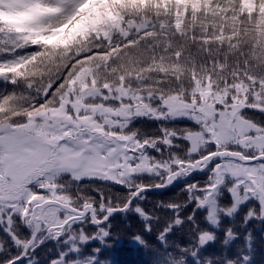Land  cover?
<instances>
[{
  "label": "trees",
  "instance_id": "trees-1",
  "mask_svg": "<svg viewBox=\"0 0 264 264\" xmlns=\"http://www.w3.org/2000/svg\"><path fill=\"white\" fill-rule=\"evenodd\" d=\"M12 1L9 5L0 0V128L21 126L31 114L57 107L68 83L85 68L92 69L97 89L121 88L142 97L148 108L127 120L111 117L101 124L100 133L115 145L129 141L134 163L146 169L122 177V183L61 173L42 189L33 187V197L40 192L78 210L91 205L101 219L109 209L124 207L138 189L162 184L173 172L175 157L178 165L216 150L246 158L264 154V0H252V11L242 0H192L178 9L166 4L152 11L126 3L117 8L105 0L97 13H115L122 22H143L145 28L123 35L102 20L105 33L90 32L64 44L42 33L45 25L30 24L31 15L39 12L32 2L17 6ZM197 82H207L217 93L225 91V104L246 98L231 123L240 132L231 139L208 135L205 130L215 131L216 118L200 121L197 105L187 116L171 114L164 106L171 97L191 103L199 97ZM102 98L98 95L85 104L103 106ZM194 137L199 143L192 149ZM2 161L0 156V169ZM229 163L247 166L215 162L163 193L140 195L127 213L101 228L86 217L80 224L71 222L58 239H45L43 232V243L17 264H264L261 199L235 200L243 182L228 166L220 167ZM220 173L225 175L219 179ZM2 212L0 264H11L21 255L33 226L23 225L25 218L19 215L9 225L10 211ZM213 218L216 226L209 223Z\"/></svg>",
  "mask_w": 264,
  "mask_h": 264
},
{
  "label": "rangeland",
  "instance_id": "rangeland-1",
  "mask_svg": "<svg viewBox=\"0 0 264 264\" xmlns=\"http://www.w3.org/2000/svg\"><path fill=\"white\" fill-rule=\"evenodd\" d=\"M8 1L10 5V0ZM13 1L12 3L17 6L30 1L37 11H46L45 15H42L41 11L35 16L32 14L30 24L34 22L45 25V31L43 30L42 33L49 37L58 36L57 42L60 44L81 39L90 32L105 33L102 30L104 26L102 20L103 23L107 22L106 25L114 27V31H121L123 35L129 34L132 30L139 31L146 26L143 22H135L131 19L122 22L115 13L91 12L93 5L98 3L97 0ZM186 1L192 0H112V3L117 8L120 4L126 3L133 8L139 7L140 11L145 8L152 11L157 5L166 4L176 6L175 8L178 9ZM242 2L248 11L255 8H251L252 0H242ZM92 74V69L88 68L78 71L68 83L57 107L43 109L34 115L31 114L27 117L26 123L21 126L0 128V156L3 158V168L0 169V214H4L2 211L5 214L6 211H10L9 215L6 214L8 216L6 221L9 225L13 221L12 217L19 215L21 219L25 218L23 225L30 226L31 208L44 200H55L44 198V195H39L40 192L35 193L33 197L32 188L42 189L43 183L54 181L61 173L70 174L74 179H100L102 177L111 183H122L124 180L122 177L146 169L138 162H136L137 166H133L135 160L131 154L129 141L127 144L117 142L115 145L100 136L102 134L101 124L111 121V117L116 120H127L133 114L139 115L143 111H147L144 99L121 88L113 90V88L107 87L99 90L95 87ZM195 89L199 97L193 98L191 103L180 101L177 97H171L164 101V106L167 107L169 113L187 116L193 106L197 105L200 112L197 118L200 121L208 122L214 116L216 118L214 127L217 133L213 129L205 130L208 135L218 139L220 137L232 138L233 133L240 132V130L236 132L231 127V123L246 102L243 95L229 105L224 103L223 96H226L227 93L225 91L214 92L207 82H197ZM98 95L103 97V101H101L104 102V107L102 105L100 107L92 105L94 106L92 107L85 104L86 101L93 102L91 98ZM199 98L200 102L196 104L195 102ZM115 101L119 104L118 107L114 106ZM191 139L194 144L191 148L194 149L199 142L196 141V137ZM238 139L239 145L245 148L241 138L238 137ZM178 161L179 157H175L172 161L171 171L176 170ZM226 166L230 173L239 179V182H243V190L234 194L235 200L243 202L247 198L258 197L261 199L260 204L264 213V163L248 164L246 167H238L234 163H229L220 167L225 169ZM164 168L167 170L169 166ZM150 170L151 168H149ZM213 170L214 167L209 171ZM217 171L218 169L215 172ZM223 176L220 173L219 179ZM245 179L249 182L247 186L245 184L248 182H245ZM258 181H260L259 188L254 185ZM114 200L119 203L118 199ZM255 200L257 199L255 198ZM119 204L122 206L121 203ZM68 216L66 214L64 217H60L53 208H48L43 213L45 224L48 227L59 226ZM209 223L216 226L217 221L213 218L209 219ZM78 224H80L79 221ZM86 224L85 221L84 225L86 226ZM102 231L98 232L104 236ZM41 235L37 241L41 239Z\"/></svg>",
  "mask_w": 264,
  "mask_h": 264
},
{
  "label": "water",
  "instance_id": "water-1",
  "mask_svg": "<svg viewBox=\"0 0 264 264\" xmlns=\"http://www.w3.org/2000/svg\"><path fill=\"white\" fill-rule=\"evenodd\" d=\"M221 160H233V161H237L241 164H254L257 162H264V155H258L256 157H252V158H246L243 157L242 154L240 153H235V152H230V151H215L205 157H203L200 160H197L196 162H194L193 164H185L183 165H179L177 171H175L174 173L170 174L166 180L164 181V183L162 185H158L155 187H150V188H141L140 190H138L136 193L133 194V196L129 199V201L126 203V205L121 208V209H111L108 210L105 214V216L101 219V220H97L94 214V210L91 206H85L83 207L82 210H77L72 208L69 205L57 202V201H53V200H47L44 201L40 204L35 205L32 208V222L34 224V229H33V233L32 236L29 240V242L25 245L24 250L21 254V256L14 261L12 264H16L19 263L21 261H23L26 258V253L28 251V249L34 244L35 239L39 233V231L41 230V224L43 223V211L48 208V207H55L58 208L68 214L71 215V217H69L66 221H64L61 225H59L58 227H54V228H50L47 231V235H49L50 231L53 230L54 233L57 235L56 238H58L64 228L73 220H77V219H83L87 216L90 217L91 219V224L95 227H100L105 225L109 219H111L114 216L117 215H123L125 213L128 212L131 204L133 203V201L140 196L141 194L144 193H155V194H160L163 193L167 190H169L170 188H172L175 184H178L182 181H184V179L192 174H197V175H201L202 172L209 167L212 163L216 162V161H221ZM37 212V216L35 215ZM40 245V244H39ZM39 245H37L36 247H34L31 252H33V250H35Z\"/></svg>",
  "mask_w": 264,
  "mask_h": 264
}]
</instances>
